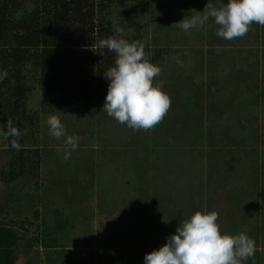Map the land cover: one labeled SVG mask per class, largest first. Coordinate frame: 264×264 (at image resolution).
I'll return each instance as SVG.
<instances>
[{"label":"rangeland","instance_id":"374dc122","mask_svg":"<svg viewBox=\"0 0 264 264\" xmlns=\"http://www.w3.org/2000/svg\"><path fill=\"white\" fill-rule=\"evenodd\" d=\"M208 2L169 0L168 16L143 13L139 19L140 42L160 47L165 53L156 64L162 74L155 80L164 81L163 91L174 97L171 91L182 81L204 91L194 108L196 115L200 113L199 124L192 122L183 128L182 122L176 121L175 112L170 111L168 124L159 128L165 129L163 137L154 141L156 127L135 131L119 124L103 110L105 98L71 107L43 108L40 91L34 86L27 109L38 113L39 125L35 128L38 129L35 140L29 143L33 146L27 148L26 154L37 151L39 158L30 159H39V171L36 179L26 176L10 184L3 180L2 173L18 150L11 147L13 139L6 138L0 125V227L13 230L17 238L11 243L13 251L17 247L14 252L0 250V254H9L6 257L9 263L144 264L145 254L165 244L172 231L170 226L176 227L188 219L189 211L201 208L206 213L220 209L222 217H231V207L237 212L263 191L264 180L260 175L254 181V190L240 194L238 180L243 181L248 174H241L238 168L249 159L240 162L237 153L234 157L226 155L218 160L222 169L213 170L212 149L207 146L212 140L228 150L238 149L237 140L245 135L239 130L244 129L246 133H255L254 142L259 144L258 154L262 156L264 26L253 24L246 36L231 41L216 36L218 26L211 19L203 27L188 32L178 27L176 23L183 19L207 11ZM224 2L227 0H213L217 8ZM121 11L113 12L114 26L123 30L121 34L131 36L132 31L119 22ZM53 115L60 117L68 135L80 137L79 147L68 160L63 158L64 138L57 140L49 133L46 121ZM183 129L193 135L202 132L203 136L198 135L202 144L197 148L189 143V135L182 137ZM210 132L214 139L209 138ZM122 142L136 143L134 165L127 164L119 152L114 158L118 148L122 149ZM159 144L166 146L162 148ZM201 147L204 150L200 151ZM188 161L190 164H184ZM138 164L141 167L135 170ZM143 167L148 177L155 175L160 179L159 185H167L163 188L148 185V189H143L146 200L138 198L143 191L136 189L137 184H143L137 174ZM244 169L248 172L249 165ZM232 191L243 199L232 196ZM127 209L126 217H122V211ZM253 209L258 216L243 228L256 244L254 259L250 258L247 264H264V199H259ZM167 214L174 216L169 220ZM147 220L156 229L146 227ZM172 221L175 224L165 225ZM221 222V226L229 224L224 219ZM239 231L240 228L230 226L226 234L237 235ZM113 252L123 257L120 262H116Z\"/></svg>","mask_w":264,"mask_h":264},{"label":"trees","instance_id":"16d2710c","mask_svg":"<svg viewBox=\"0 0 264 264\" xmlns=\"http://www.w3.org/2000/svg\"><path fill=\"white\" fill-rule=\"evenodd\" d=\"M116 9H122L118 16L119 22L123 28L132 31L131 36L121 34L114 26L112 16ZM143 13L149 15L157 13L161 17L168 16L169 0H0V69L6 70L8 73L7 78L0 83V125L5 129L8 122L11 121L14 127H31V129H20L19 143L21 147L14 153L9 160L8 168L2 173L6 183L10 184L19 178H26V176L33 179L37 178L35 176L39 171L37 164L39 159L35 161L30 158L33 159L34 156L39 158V154L37 151H34L32 155L26 154L27 148L33 146L29 143H31V139L35 140L33 138L38 132V129L35 128L39 125L38 113L27 109V102L35 89L34 86H37L40 91L43 108L49 106L71 107L80 103H89L93 99L102 101L108 91V81L104 79V72L114 65L116 57L107 49H100L98 47L99 41L112 36L124 38L130 42L140 41L142 26L139 19ZM145 45L146 52L151 55V63L156 65L164 56V51L160 47L152 48L148 44ZM173 91L171 92L174 97L171 98V107L164 117L165 119L153 130L155 133L154 141L163 137L165 129L159 128L168 124L166 118L169 117L170 111L175 112L176 121L182 122L183 128L192 122L200 123V113L196 115L194 108L202 98L201 95L204 92L202 88L196 89L191 82L187 85L182 81ZM239 131L245 134L243 138L237 140V145L240 148L228 150L224 146L220 147L215 144L212 140L207 147L212 149V163L210 165L213 170L222 169L223 165L218 160L225 158L226 155L234 157L237 153L236 157L240 162H242L241 159H249L248 162L245 161L246 164L240 166L241 169L238 168L241 170V174H248L246 179L238 180L239 183H237L239 193L243 194L242 191L255 189L254 181L258 176L261 175L264 180V149H261L262 156L260 157L258 154L260 146L254 142L255 133H246L244 129ZM191 132L183 129L182 137L189 135L191 138L189 143L198 148L202 144L200 140H203L198 135L203 136L204 134L198 132V135H193ZM212 134L213 132L209 133L210 136ZM210 136L209 138L212 139L213 136ZM12 139L15 140V137ZM138 142L143 143V141ZM163 144H159V146L162 148L166 146ZM120 145L122 149L118 148L114 158L118 157L119 152L121 157L127 160V164L134 165L132 159L137 158L135 156L137 153L134 152L133 145L135 146L136 143L131 145L122 142ZM144 150L148 152L147 147H144ZM194 150L192 151L194 152ZM202 150L204 149L201 147L200 151ZM171 154L170 156H173ZM184 164H190V162ZM245 165H249L250 170L248 172H245ZM140 167L138 164L135 170ZM182 167L187 168L184 165ZM143 169L145 167L142 168V171H137L140 179L143 180V184L136 183L137 191L148 189V185L151 188L167 187L166 184L161 183L162 185H159L160 179H156L155 175L153 178L148 177ZM152 179L153 181L150 183ZM234 191L237 192V190ZM144 192L140 193V197H137L146 200L147 197ZM230 194L243 199V196L233 191ZM259 199H264V186L263 191L257 195L255 200L245 202L239 211L236 212L231 207L232 210L229 211L231 217H222L220 209L214 210L219 213L218 223L221 232H229L230 226H235L236 229L238 227L240 228L238 233L242 232L250 220H254L258 216L253 208L254 204L257 206ZM126 212H129L128 209L122 211V217H126ZM189 212L190 216L196 212L203 213L201 208ZM248 213L250 214L248 215ZM173 216L167 214L169 220ZM262 217L264 218V213ZM223 219L229 224L221 226ZM168 224L170 226L175 222L172 221L165 225ZM61 226L63 227V225ZM147 226L150 229L155 228L154 223L152 225L148 223V220ZM177 227L170 226L172 231L169 235L174 234ZM56 228L57 230L61 229V227ZM10 230L3 226L0 227V233H2L0 245H6L1 246L0 250L12 253L17 247H14L13 251L11 243L13 245L17 238L15 232L13 230L10 232ZM9 232L10 234H8ZM7 234L12 236L9 237ZM112 254L118 260L116 262H120L119 260L123 258L119 252ZM7 255L9 254H0V264H11L6 258Z\"/></svg>","mask_w":264,"mask_h":264},{"label":"clouds","instance_id":"9594fccd","mask_svg":"<svg viewBox=\"0 0 264 264\" xmlns=\"http://www.w3.org/2000/svg\"><path fill=\"white\" fill-rule=\"evenodd\" d=\"M206 9L176 24L188 32L211 19L218 26L216 36L228 41L246 36L253 24L264 26V0H227L219 8L209 0ZM98 47L116 57L114 65L104 72L108 91L103 110L107 115L135 131H147L162 122L171 107V98L163 91L164 81L155 82L162 69L151 63L146 45L112 36L101 39ZM7 76V71L0 69V83ZM46 123L51 136L64 138L63 158L70 159L72 151L79 147L80 137L68 135L59 116H50ZM2 131L6 138L15 137L11 147L19 150L20 129L9 121ZM218 220L216 211L194 213L166 237L165 244L145 254L144 264H247L255 256V241L246 230L237 235L222 233Z\"/></svg>","mask_w":264,"mask_h":264}]
</instances>
